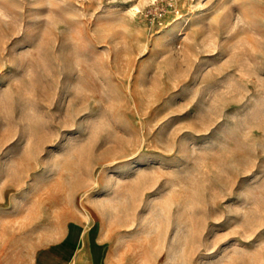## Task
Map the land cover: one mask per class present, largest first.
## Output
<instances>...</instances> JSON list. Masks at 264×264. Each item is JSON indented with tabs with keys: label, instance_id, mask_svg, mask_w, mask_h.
I'll return each instance as SVG.
<instances>
[{
	"label": "rangeland",
	"instance_id": "rangeland-1",
	"mask_svg": "<svg viewBox=\"0 0 264 264\" xmlns=\"http://www.w3.org/2000/svg\"><path fill=\"white\" fill-rule=\"evenodd\" d=\"M95 254L264 264V0H0V264Z\"/></svg>",
	"mask_w": 264,
	"mask_h": 264
},
{
	"label": "crops",
	"instance_id": "crops-1",
	"mask_svg": "<svg viewBox=\"0 0 264 264\" xmlns=\"http://www.w3.org/2000/svg\"><path fill=\"white\" fill-rule=\"evenodd\" d=\"M94 260H96V262ZM91 264H103V263L98 260V257H96V254H95V255H92L91 257Z\"/></svg>",
	"mask_w": 264,
	"mask_h": 264
}]
</instances>
